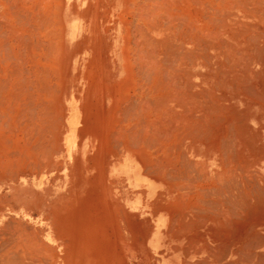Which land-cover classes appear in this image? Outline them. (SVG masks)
I'll list each match as a JSON object with an SVG mask.
<instances>
[{
  "label": "rangeland",
  "instance_id": "374dc122",
  "mask_svg": "<svg viewBox=\"0 0 264 264\" xmlns=\"http://www.w3.org/2000/svg\"><path fill=\"white\" fill-rule=\"evenodd\" d=\"M162 1L164 5H161ZM139 4L152 11L159 6L170 7L166 0H14L17 13L14 27L18 28L16 32L19 35L25 34L24 38L28 34L29 54L13 58L14 77L20 72H26L27 76L23 79L17 74L20 78L17 77L15 82L19 91L22 82L27 81L26 93H17L14 118L21 113L24 116L13 120L12 150L0 153V257L3 259L13 257L18 262L28 261V264L34 259L32 264H171L162 258V246L156 242L159 227L155 220L157 205L144 199L139 191L143 189L140 174H152L156 169H152L155 167V146L153 142L148 143L147 138L137 137L133 123L136 120L129 119L134 115L137 101H143L148 94L152 96L147 85L154 82L153 78L145 79L152 69L148 67V60L144 61L146 57H142L144 64L139 58V47L145 40L142 37L148 33V38H151V33L157 34L150 20L164 27L169 18L164 12H157L153 14V20L144 19L145 14L140 13ZM176 6L171 10L176 15V21L172 17L173 28H181L188 21V26L192 24L190 26L194 28L197 19L193 15L194 9L189 8L192 12L188 14V11L180 10L179 3ZM202 7L204 13L211 10L207 9L206 1ZM215 11L213 15L218 16V11ZM3 12L4 7L0 4V14ZM180 12L183 13L181 16ZM190 26L180 36L177 31L178 35L174 32L173 36L182 37L192 29ZM136 30L145 34L140 36ZM161 34L156 37H161ZM161 56L166 57L159 54ZM25 106L31 107L29 112ZM24 129L28 135L22 133ZM38 131L42 135H38ZM128 135H133L135 140ZM136 138H140V142ZM144 155L148 159L146 163H143ZM10 158H16L17 163ZM149 163L152 165H147ZM130 166L133 171L127 169ZM134 171L138 173L133 174ZM135 176L137 182L134 181ZM60 213L71 217L88 214L104 221L91 222V227L83 232L72 229L65 231V236H58L63 232H58V222L53 219ZM44 214L52 220L41 221ZM9 215L26 217L28 222L12 219ZM59 224L61 227L64 224L69 226V222ZM73 224L79 225L80 222H70L71 226Z\"/></svg>",
  "mask_w": 264,
  "mask_h": 264
},
{
  "label": "bare ground",
  "instance_id": "6f19581e",
  "mask_svg": "<svg viewBox=\"0 0 264 264\" xmlns=\"http://www.w3.org/2000/svg\"><path fill=\"white\" fill-rule=\"evenodd\" d=\"M205 1L207 9H211L207 13L202 9ZM166 3L170 4L169 8L159 6L153 11L139 4L140 13L145 14L144 19L153 20L157 12H164L169 19L164 27L160 22L161 25L150 20L157 34L151 33V38H148L150 33L146 31L148 34L142 37L145 38L141 42L143 46L136 43L141 46L140 61L144 64L148 60L149 66L147 63L146 66L152 69L145 79L153 78L154 82L150 85L146 82L152 96L148 94L144 100L141 97L143 101L139 103L136 99L134 115H131L133 111L130 112L132 117L129 118L136 120L133 123L137 137L147 138L148 143L153 142L155 146V167L152 169H156L152 174L139 173L143 187L139 191L144 199L157 205L155 220L159 222V229L156 242L162 246V258L171 264H264V0H166ZM177 3L180 10L188 11V14L189 8L194 9L193 15L197 17L194 28L190 24L192 29L180 39L177 37L189 27L190 21L181 28H173L175 11L172 13L171 10ZM0 4L4 7L0 14V153H4L11 148L13 120L24 116L18 111L23 116L17 113L18 117L14 118L17 93H26L27 81L22 82L19 91L15 82L17 77L26 79L27 76L26 72H20L14 77L13 58L27 57L29 36L27 34L24 38L25 34L22 36L16 32L14 0H0ZM220 8L224 11L221 12ZM214 10L218 11V16L213 15ZM34 23L39 25L37 21ZM174 32L178 36H173ZM142 34L139 33L140 36ZM158 34L162 36L156 37ZM159 54L166 57H159ZM142 57H146L144 61ZM30 108L25 106L28 112ZM25 134L28 135L27 132ZM133 135L128 136L135 140ZM142 159L143 163L148 161L145 155ZM14 160L17 163L16 158L11 159L12 162ZM150 163L147 165H152ZM127 169L133 171L132 166ZM10 251L12 254V249ZM10 254L7 255L12 256ZM4 258L0 257V264H28V261L18 262L13 257Z\"/></svg>",
  "mask_w": 264,
  "mask_h": 264
},
{
  "label": "crops",
  "instance_id": "0c3cea01",
  "mask_svg": "<svg viewBox=\"0 0 264 264\" xmlns=\"http://www.w3.org/2000/svg\"><path fill=\"white\" fill-rule=\"evenodd\" d=\"M60 199V198H59ZM58 199V200H59ZM58 204L61 205V203L58 201ZM64 204V203H63ZM9 217H12V219H19V220H22V221H25V222H28V219L25 217L24 219H22L23 216H20V215H9ZM50 220L52 219H49V215L48 214H44V216L41 218V221H45V222H49ZM53 221H56L58 222V225L56 226V229H58V232H63L61 235L58 233V236H65V231H68L69 230H76V229H79L81 230L82 232L86 229H89L87 227H91V222H102L104 221L103 219H94L92 215H88V214H80V215H77L75 217H71V215H65L64 213H60V214H57V217L56 219ZM66 223V222H69V226L66 227L65 224L61 227L59 223ZM70 222L71 223H78L80 222V224H73V226L70 225ZM42 229H47V228H43ZM62 229V230H61ZM54 231V230H53Z\"/></svg>",
  "mask_w": 264,
  "mask_h": 264
}]
</instances>
